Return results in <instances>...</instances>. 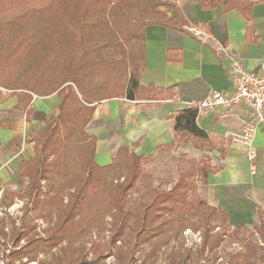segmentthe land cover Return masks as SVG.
Masks as SVG:
<instances>
[{
	"label": "trees",
	"instance_id": "16d2710c",
	"mask_svg": "<svg viewBox=\"0 0 264 264\" xmlns=\"http://www.w3.org/2000/svg\"><path fill=\"white\" fill-rule=\"evenodd\" d=\"M197 1L200 7L211 9L222 0ZM245 2L226 0L224 6L227 10H240L238 5ZM163 6L169 11L176 9L161 0H13L0 8V89L16 96L17 107L27 109V116L32 95L56 94L60 99L58 113L45 120L42 130L32 138L34 156L22 160L19 167L21 178L29 181L26 195L30 205L56 209V220L44 230L45 239L35 234L23 248L6 255L12 262H34L40 252L64 240L68 244L78 240L92 227L104 232L106 214L111 217L107 242L92 246V261L80 253L70 264H100L110 254L115 256L116 264H126L129 253L116 243L123 241L127 230L144 243L167 234L176 221L182 229L191 225L187 216L199 217L204 227L199 258L207 252L204 264L217 260L221 237L210 234L211 221L220 220L226 225L228 218L223 212L190 199L192 168L179 174L171 190L153 191L148 202L127 209V195L138 188L144 177V158L122 146L109 165L98 166L94 161L96 139L86 133L94 103L117 98L158 102L170 95L172 89L145 90L138 83V71L144 62L145 28L161 25L182 31L189 24L179 10L169 19L158 11ZM240 11L248 18L249 11ZM105 50H111L113 57L103 59ZM178 88L181 94L180 85ZM197 116L193 108L182 110L175 117L174 130L180 138L190 136L193 146L202 148L208 144V135L197 126ZM117 175L124 180L113 184L110 178ZM57 178L61 180L55 182ZM41 181L47 186L42 198ZM51 193L55 194V203L46 199ZM64 197L68 198L66 204ZM42 218L52 221L50 214ZM262 218L264 215L258 210L252 229L264 243ZM33 229L20 232L13 227L14 243ZM245 229L241 226L234 231L237 234ZM245 249L244 255H236L233 260L241 257L246 264H264V248L248 242ZM24 258L26 263L22 262ZM170 258L168 264H190V256L181 252Z\"/></svg>",
	"mask_w": 264,
	"mask_h": 264
},
{
	"label": "crops",
	"instance_id": "0c3cea01",
	"mask_svg": "<svg viewBox=\"0 0 264 264\" xmlns=\"http://www.w3.org/2000/svg\"><path fill=\"white\" fill-rule=\"evenodd\" d=\"M173 2L175 10L160 7L159 11L171 19L179 10L189 24L182 31L147 26L144 62L138 71L141 88L172 91L158 102L117 98L103 100L105 105L95 103L86 128L96 139L94 161L101 167L109 165L122 146L144 160L167 155L183 159L185 166L180 173L193 170L192 198L223 212L229 228H252L257 211L264 215V127L257 128L255 158L249 161L245 147L236 141L250 118L242 102L231 109L217 107L198 114L196 124L208 135V144L202 148L193 146L190 136H177L174 124L191 98L233 92V58L246 70L260 71L264 63V0L238 5L243 12L249 11L248 18L236 8L227 10L226 0L211 9L200 7L197 0ZM17 104V97L10 93L0 101V202L9 196L15 198L28 184L20 176V163L33 157L32 138L42 130L45 120L58 113L60 99L56 94L32 95L28 116L27 109Z\"/></svg>",
	"mask_w": 264,
	"mask_h": 264
},
{
	"label": "rangeland",
	"instance_id": "374dc122",
	"mask_svg": "<svg viewBox=\"0 0 264 264\" xmlns=\"http://www.w3.org/2000/svg\"><path fill=\"white\" fill-rule=\"evenodd\" d=\"M13 0H0V8L4 4H9ZM162 2H167L171 5H175L174 0H161ZM164 11L169 10L164 7ZM159 11V8H158ZM4 44V43H3ZM129 49L130 46H127ZM103 59H110L112 56L111 50H105L102 52ZM1 99L9 95V91L0 89ZM107 101L97 102L98 105H105ZM102 103V104H100ZM95 104V103H94ZM93 104V105H94ZM34 144L32 145V147ZM34 156V151H33ZM51 159V158H49ZM185 166L183 159H178L173 155L164 156L163 159L153 158L146 159L142 163L144 177L138 183V188L135 191L130 192L125 199V208L130 209L136 205L143 204L149 201V195L153 191H169L171 190L178 178L181 169ZM113 184L117 182H122L124 177L113 176L110 178ZM57 178L55 182L60 181ZM27 185L23 189H20L15 194V198L6 197L4 201L0 202V264H18L19 262H12L10 258L6 255L10 254L13 250H19L24 247L27 240L38 235L41 239H45V232L49 227H51L56 220V209L48 207L35 208L28 202L29 198L26 195V189L29 185L27 180ZM42 192L40 197L47 191V186L45 181H41ZM54 193L46 196V199L54 200ZM190 199L194 200L191 196ZM51 200V201H52ZM68 202V198L64 197V204ZM51 215L52 221L48 223L43 216ZM186 216L184 215L183 218ZM76 220L78 217L75 218ZM186 219V218H185ZM189 223L193 225H187L184 229L180 228V222L176 221L174 228L168 231L167 234L154 238L148 242L139 243L133 236L130 230H127L123 241L116 243L123 251L129 253V258L126 264H168L170 261V256L181 252L183 255L186 254L190 256V264H204L206 257L209 254L206 252L203 258H199L198 252L202 245V232L203 225L199 217L187 216ZM264 227V218L260 220ZM259 222V223H260ZM111 217L106 214L103 217V226L105 231L100 233L97 228H90L89 232L68 244L67 241L61 242L56 247L48 249L47 251L40 252L34 262L28 264H70L71 261L76 260L80 253L85 257L86 260H93L92 246L94 244L102 245L108 240L109 229H110ZM211 231L212 235H219L221 237V242L217 247L218 258L214 264H246L242 261L240 257L236 261L233 257L236 255H244L246 253L245 244L252 243L261 248H264V243L257 232L252 228L245 230H240L235 233L234 229L229 228L227 225L223 224L220 220L211 221ZM19 229L23 232L28 227H34L33 230L27 235L21 238L18 243H14L12 238V229ZM3 231V233L1 232ZM155 250L154 254L151 253ZM82 251V252H80ZM111 252L114 253V248H111ZM261 253L259 252V255ZM152 255V256H150ZM22 262L26 263L27 259H22ZM116 258L113 254L108 255L100 264H116Z\"/></svg>",
	"mask_w": 264,
	"mask_h": 264
},
{
	"label": "built area",
	"instance_id": "2783aa9c",
	"mask_svg": "<svg viewBox=\"0 0 264 264\" xmlns=\"http://www.w3.org/2000/svg\"><path fill=\"white\" fill-rule=\"evenodd\" d=\"M230 75L234 88L230 95L211 92L201 100L187 101V105L201 114L217 107L231 109L241 102L244 103L249 110L250 118L243 124L236 141L245 147L246 156L252 161L255 158L253 142L257 128L260 125L264 127V63L260 71L253 72L246 70L233 58L230 63Z\"/></svg>",
	"mask_w": 264,
	"mask_h": 264
}]
</instances>
